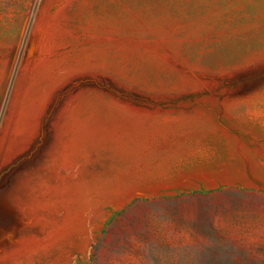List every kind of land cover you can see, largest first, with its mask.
<instances>
[{
  "label": "rangeland",
  "instance_id": "obj_1",
  "mask_svg": "<svg viewBox=\"0 0 264 264\" xmlns=\"http://www.w3.org/2000/svg\"><path fill=\"white\" fill-rule=\"evenodd\" d=\"M0 264H264V0H0Z\"/></svg>",
  "mask_w": 264,
  "mask_h": 264
}]
</instances>
